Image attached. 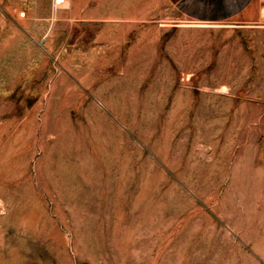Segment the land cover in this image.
I'll use <instances>...</instances> for the list:
<instances>
[{
	"label": "rangeland",
	"instance_id": "1",
	"mask_svg": "<svg viewBox=\"0 0 264 264\" xmlns=\"http://www.w3.org/2000/svg\"><path fill=\"white\" fill-rule=\"evenodd\" d=\"M254 36L166 0H0V263L264 264Z\"/></svg>",
	"mask_w": 264,
	"mask_h": 264
},
{
	"label": "crops",
	"instance_id": "2",
	"mask_svg": "<svg viewBox=\"0 0 264 264\" xmlns=\"http://www.w3.org/2000/svg\"><path fill=\"white\" fill-rule=\"evenodd\" d=\"M183 19L211 24L227 25L232 31L248 35V42L264 33L262 0H166ZM254 42V39H253Z\"/></svg>",
	"mask_w": 264,
	"mask_h": 264
},
{
	"label": "bare ground",
	"instance_id": "3",
	"mask_svg": "<svg viewBox=\"0 0 264 264\" xmlns=\"http://www.w3.org/2000/svg\"><path fill=\"white\" fill-rule=\"evenodd\" d=\"M176 101H177V100H176ZM189 103H190V102H189ZM189 103H188V104H189ZM180 104H181V103H180ZM37 106H38V105H37ZM175 107H176V106H175ZM187 109H188V108H187ZM185 112H186V111H185ZM205 112H206V111H205ZM35 117H36V116H35ZM192 117H193V116H192ZM192 117H191V118H192ZM206 118H207V117H206ZM33 121H34V120H33ZM33 121H32V122H33ZM0 127H1V126H0ZM26 129H27V128H26ZM2 132H3V130H2ZM20 138H21V137H20ZM24 140H25V139H24ZM19 141H20V140H19ZM21 141H22V140H21ZM24 147H25V146H24ZM29 147H30V145H29ZM15 149H16V148H15ZM20 149H21V148H20ZM9 150H10V149H9ZM11 150H12V149H11ZM9 153H10V152H9ZM19 153H21V152H19ZM7 156H8V155H7ZM8 157H9V156H8ZM4 159H6V156H5ZM20 160H21V159H20ZM3 161H4V160H3ZM26 161H27V160H26ZM4 162H5V161H4ZM20 163H21V162H20ZM9 164H10V163H9ZM22 164H23V163H22ZM1 165H2V164H1ZM7 165H8V164H7ZM16 166H17V165H16ZM20 166H21V165H20ZM4 167H6V166H4ZM9 167H10V166H9ZM26 167H27V166H26ZM3 169H4V168H3ZM8 169H9V168H8ZM17 169H18V168H17ZM20 169H22V168H20ZM25 169H26V168H25ZM4 170H5V169H4ZM6 170H7V169H6ZM19 171H20V170H19ZM8 172H9V171H8ZM14 173H15V172H14ZM14 173H13V174H14ZM6 174H7V173H6ZM18 174H19V173H18ZM11 178H13V177L11 176ZM11 178H10V179H11ZM7 180H8V179H7ZM12 180H13V179H12ZM28 184H29V183H28ZM28 184H27V185H28ZM31 188H32V187H31ZM31 188H30V189H31ZM33 189H34V188H33ZM11 190H12V189H11ZM11 190H10V191H11ZM7 191H8V190H7ZM33 192H34V191H33ZM14 193H15V192H14ZM27 196H28V195H27ZM28 200H29V199H28ZM26 202H27V201H26ZM32 202H33V201H32ZM2 204H3V203H2ZM22 207H23V206H22ZM24 207H25V206H24ZM28 210H29V209H28ZM19 211H20V210H19ZM41 213H42V210H41ZM41 213H40V214H41ZM44 213H45V211H44ZM44 213H43V214H44ZM14 214H15V213H14ZM40 216H41V215H40ZM45 216H48V215H45ZM28 218H29V216H28ZM20 219H21V217H20ZM26 219H27V218H26ZM35 219H37V218H35ZM50 219H51V218H50ZM37 220H38V219H37ZM34 221H36V220H34ZM39 221H40V218H39ZM39 221H38V222H39ZM20 222H21V220H20ZM20 222H19V223H20ZM27 223H28V222H27ZM30 223H31V222H30ZM32 223H33V222H32ZM35 223H36V222H35ZM25 224H26V223H25ZM11 225H12V224H11ZM37 225H38V224H37ZM21 226H22V225H21ZM29 226H30V225H29ZM32 226H34V225H32ZM32 226H31V227H32ZM22 227H23V226H22ZM139 229H140V228H139ZM43 230H44V228H43ZM136 230H137V229H136ZM53 231H54V230H53ZM0 232H1V231H0ZM38 232H39V231H38ZM58 232H59V231H58ZM39 234H40V233H39ZM124 234H125V233H124ZM132 234H133V233H132ZM60 235H61V234H60ZM39 237H40V236H39ZM124 237H125V235H124ZM130 237H131V236H130ZM134 237H135V236H134ZM55 239H56V238H54V240H55ZM45 240H46V239H45ZM47 240H48V239H47ZM51 240H52V239H51ZM65 240H66V239H65ZM124 240H126V239H124ZM130 240H131V239H130ZM1 241H2V240H1ZM127 241H129V240H127ZM61 242H62V244H63V241H61ZM122 242H123V241H122ZM125 242H126V241H125ZM129 242H130V241H129ZM126 243H127V242H126ZM132 243H133V241H132ZM46 244H47V243H46ZM48 244H49V243H48ZM55 244H56V243H55ZM122 244H123V243H122ZM1 245H2V244H1ZM1 245H0V246H1ZM3 245H4V244H3ZM5 245H7V244H5ZM49 245H50V244H49ZM49 245H48V247H49ZM63 245H64V244H63ZM51 246H53V244H52ZM51 246H50V247H51ZM54 246H55V245H54ZM54 246H53V248H54ZM56 247H58L57 244H56ZM121 247H122V246H121ZM124 247H125V246H124ZM9 248H10V247H9ZM61 248H62V247H61ZM63 248H64V247H63ZM0 249H1V248H0ZM7 249H8V248H7ZM58 249H59V248H58ZM56 250H57V248H56ZM62 250H63V249H62ZM124 251H125V250H124ZM60 252H61V253H66V252H62L61 250H60ZM123 253H124V252H123ZM6 254H7V253H6ZM57 254H58V251H57ZM15 256H16V255H15ZM57 256H58V255H57ZM64 256H65V255H64ZM17 257H18V256H17ZM2 258H3V257H2ZM59 258H61V256H60ZM17 259H18V258H17ZM63 259H64V257H63ZM4 260H5V259H4ZM63 261H64V260H63ZM123 262H124V261H123ZM0 264H1V263H0ZM12 264H13V262H12ZM123 264H124V263H123Z\"/></svg>",
	"mask_w": 264,
	"mask_h": 264
},
{
	"label": "built area",
	"instance_id": "4",
	"mask_svg": "<svg viewBox=\"0 0 264 264\" xmlns=\"http://www.w3.org/2000/svg\"><path fill=\"white\" fill-rule=\"evenodd\" d=\"M262 1H264V0H262ZM64 2H65V0H56V6H61L64 4ZM23 15H25V14L23 13ZM261 16H262V19L264 20V10H263Z\"/></svg>",
	"mask_w": 264,
	"mask_h": 264
}]
</instances>
